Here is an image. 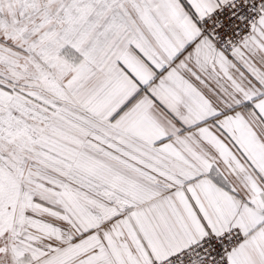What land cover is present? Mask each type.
Listing matches in <instances>:
<instances>
[{
	"label": "snow or ice",
	"instance_id": "snow-or-ice-1",
	"mask_svg": "<svg viewBox=\"0 0 264 264\" xmlns=\"http://www.w3.org/2000/svg\"><path fill=\"white\" fill-rule=\"evenodd\" d=\"M0 264H264V0H0Z\"/></svg>",
	"mask_w": 264,
	"mask_h": 264
}]
</instances>
